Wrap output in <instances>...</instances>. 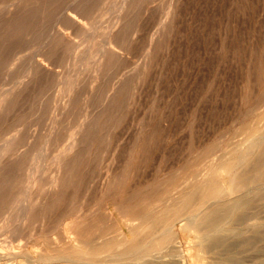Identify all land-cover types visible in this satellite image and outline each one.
Returning <instances> with one entry per match:
<instances>
[{"label": "rangeland", "instance_id": "374dc122", "mask_svg": "<svg viewBox=\"0 0 264 264\" xmlns=\"http://www.w3.org/2000/svg\"><path fill=\"white\" fill-rule=\"evenodd\" d=\"M7 1L8 2L10 1L11 4L13 3L12 0H0V7H1L0 22L9 19L12 16L11 13L8 14L6 11L7 9H9V7L12 8L14 5H11L10 2H9L10 4L9 5ZM66 1H69V2L67 3ZM66 1L59 0L60 8L58 7L53 12H50L49 16L45 17L46 19L44 18L45 22L43 21L41 24L28 28L27 29L29 30L28 32L26 30L25 32H21L17 35H9L13 29L12 27H14L11 25L3 26L0 29V42L1 40L4 41L0 43V62H1L0 63V102H2V100H4V97L7 96L5 94L6 91H9L10 93H12V95L9 92H8L9 94L7 93L8 100L6 99L7 103L5 102V104L3 105V108L6 111L4 109H1L0 111L2 113V114L0 113V131H1L0 132V154L1 155L3 154V156L0 157V168L3 169L5 167H10L9 170H12L14 174L18 173L17 175H21L23 174L24 172L23 170H25L26 167L36 165L39 170H41L40 166L42 167L40 174H42L43 177L45 176L44 178L42 176L40 177V174H38L39 171L38 172L36 171L35 173H36V176L38 175L37 178H39L38 180L40 181V183L39 181H37L34 183L30 182L28 184L29 189H30V190L28 189V194L30 198L34 202H36L35 203L36 206L34 207L35 209L32 208L29 211V213L26 215L24 220L20 219L21 217L19 216L20 215L19 209H16V208H18L19 199L24 195L25 190L19 188V186L16 185L15 187H13L11 193L9 194L10 198L8 196V200H7L8 202L6 204L7 208H4V211L0 213V221H1L0 222V242H1L0 253L2 254H7L8 251H10L8 253L10 254L12 253V251H15V248L16 250H20L27 246L30 249H34L32 246L33 244L31 243L32 241H34V238H37L39 233L40 234H42L43 232L46 234L50 233V235L56 236V235H59L60 232L70 231V229L73 226V222H75L74 219H77V221L79 219L80 221L82 220V217L85 218V214L87 216L88 215L90 216L91 214H93L92 211L97 212L98 208L103 204L105 199H106L105 202L110 201L108 199V194H111L113 191H115V189H117L118 195H120L119 198H121L122 200L125 198H128L129 195H132V193H134L135 198L139 200L141 195L149 191L148 189H152L153 187L157 186L160 182L168 178V176L172 175L173 172L180 171L182 167H184L183 165H186L187 162L190 159H192L190 155L195 154L194 156H196L207 145L211 143H215L213 141L218 140V138L222 139L221 140L222 142H227V140L236 141V140L243 139L245 135L246 136L250 135L249 132H247L245 129L242 128L243 129L242 130L238 127H243L247 119L256 120L254 116L255 113L258 114V113H261L262 110H264V105H262V107L260 105V104H264V103H261V101L264 100V0H178V1L177 0H167V2L166 0H146V1L142 0V2L141 0H136L134 2V6H132V8L129 9L128 14H127L128 10L126 11V9H121L120 8L121 5L119 6L122 0H119V1L117 0H111V1L110 0H95V3H93V6H95V8H93V6L91 8L93 12H91L90 16H88V19L85 18L83 19L84 21L82 20V22H84L82 23L83 24L82 26H84L85 29L87 28L86 30L84 29V27H81V26L78 29L77 25L73 26L74 24L70 23L69 21L65 22L64 18L61 17V13L63 12V10L67 8V6L69 7L72 5L71 4L72 0H66ZM113 1L115 2V7H114ZM145 2H148V3H145ZM159 3H161L162 6L159 7ZM165 3L167 4L165 5ZM4 4L7 5V8ZM170 5L172 6V8H170L171 7ZM157 6L159 7L158 9L159 12L157 10L158 8ZM36 8L38 10L41 9L39 6ZM142 8L144 9V13H143ZM172 9H174V13H172L173 12ZM94 10L97 13H95ZM118 10L121 12H119ZM35 12H38V11H35ZM113 13L114 14L116 13V14L113 16ZM154 13L156 15H154ZM35 14H36L35 16L36 20L37 19L40 20L41 19L40 15H37L38 13H35ZM119 14L120 16L126 15L127 18L133 19V20H130L132 22H130L128 19L129 23L128 24L126 23V25H122L120 22L115 24L114 20L117 19ZM158 14L159 16H161V18L159 17L160 20L158 19ZM163 14L164 15L166 14V16L163 17ZM17 15L19 17L23 16V14H20V13H18ZM134 15L138 17L136 16L134 17ZM107 16H109L110 18ZM54 19L57 22H55ZM57 19H61L62 21L60 22V20L58 21ZM102 19L104 20L102 21ZM136 20L138 24L135 22ZM154 21H156V25H154L155 24ZM170 22H172L173 24L172 27H170L171 25H169L171 24ZM49 24L51 25L48 27ZM92 25L93 26L95 25V28L92 27ZM132 25H135V27ZM42 26L45 28H43ZM110 26H113L114 28ZM156 26H158V28H156ZM166 26L170 29V31H167L169 29ZM72 27H75V28L72 29ZM136 27L139 28L138 29L139 31L137 30ZM58 28H60L63 32L65 31L64 32L65 34L68 33V36H70L71 34L73 36V38L72 36H70L72 39H75L76 37V39L73 40L74 42L77 41L81 43L79 45V43L76 42L71 46V48H67L64 42L58 41V44L56 45L54 49L55 52H53L52 54H49L50 55L49 56L48 54L45 53V50L43 51V49L42 50L40 49V44L42 41L44 42L46 39H47L46 41H49V39L54 36L56 32L55 30H57ZM51 29H53V31ZM95 29H97V31ZM49 30H51V34L53 32L52 34L53 36L47 34L50 32ZM42 31L44 32V34L41 33ZM90 31L91 33H94L93 34L94 37L93 35H91ZM34 32L36 34H39L40 36L39 35H37L38 37L35 36L36 34ZM3 33H6V34L9 33V34H7L8 36L5 35L4 37ZM106 33L108 34V36ZM97 34L99 35V37ZM149 34H151L150 35L151 37L149 36ZM18 35H19L18 37L19 39L17 40ZM45 35L47 37H45ZM6 36L8 38H6ZM102 36H103L104 42L102 40ZM104 36L105 37L107 36V41L105 40ZM100 37H101V40L99 39ZM11 38H13L14 40L11 41L12 40ZM20 38H21V41H20ZM88 38L90 41L88 40ZM158 39L160 40V42ZM97 40L99 44L97 43ZM94 41H95V44H94ZM101 41L103 43H101ZM2 43H4V45H2ZM37 45L39 47H37ZM93 45H97V46H93ZM99 45H102V47ZM24 46H25V49H23ZM59 46L62 48H60ZM125 47H128V48H125ZM84 48L85 49L88 48V51H86ZM112 48L113 50L116 51V56L114 55L112 57V55H109L107 53L105 54L101 53V49L107 50V49H112ZM38 49H40L39 52H38ZM2 50H4V52ZM66 50L69 52H67ZM56 51H58V53H56ZM85 51H86V55H84ZM128 51H130V53ZM134 51L136 54L134 53ZM36 52H38L39 54ZM121 52H124L123 53L124 56L123 54H121ZM137 52H140V54ZM35 53L37 54V56L35 55L36 57L34 56ZM57 55L60 57H58ZM71 55L75 58L73 59ZM55 56L57 58H55ZM78 56L79 58H77L78 60L77 61L76 57ZM82 56L84 58L86 57L87 59L86 58L83 59ZM31 57L34 60L40 62V67H39L38 72H36L35 74L30 73V76H28L29 73L26 72L28 70L26 68H28L27 66H29V64H25V63L32 62L33 60ZM70 58L72 59V61H70ZM151 58H153V60ZM13 59H15L16 61ZM51 59L54 63L51 61ZM79 60L83 63L86 62L87 64L86 63L83 64ZM140 60H143V61H140ZM138 61L139 63H136ZM75 64H77V66ZM81 64L83 65L81 66ZM30 65H32V63ZM46 65L48 66L46 67ZM50 65L52 66L50 67ZM67 65L69 68L67 67ZM78 65L82 69H77L79 68ZM106 65H109L110 67L109 66L106 67ZM24 66H26V68ZM42 66L44 69L42 68ZM21 67L23 68V70ZM55 68L57 69L56 71H55ZM71 68L73 69V71ZM121 68L122 69L125 68V69L121 70ZM67 70H68V74H67ZM70 72L71 73L74 72L76 75L74 73L71 74ZM22 73L24 76L22 75ZM37 73L38 74L41 73L42 75L40 74L38 75ZM136 73L137 75H135ZM98 76H101V77H98ZM20 78L22 79L20 80ZM66 78L70 79V81L69 80L68 81L71 82V84L69 82H66L67 81ZM74 78H76L78 81ZM88 78H89V81H88ZM16 80L18 82L19 81L21 82L18 83ZM61 80L65 81L66 84L65 82L63 83ZM71 80L72 81L75 80V82H72ZM60 81H61V84H60ZM30 82L33 84H29ZM56 82L57 83L59 82V84H57ZM111 82L113 85L111 84ZM23 83H25L24 84L25 86L28 83L26 86L28 88H25ZM65 85L67 86V88L65 87ZM20 88H24V89H20ZM37 88L38 89L40 88V89L38 90ZM53 89L55 91H53ZM70 89L71 90L74 89V91L72 90L73 92L72 91L70 92ZM111 89L113 90V92ZM33 91L35 92L36 95L34 94ZM106 94H107V97H106ZM113 95H115L116 103L115 102L110 103V100L113 98ZM106 98L107 100H105ZM55 99L57 100V102ZM70 99H71V102H70ZM254 104L256 105L255 107H254ZM23 105L26 107H24ZM38 105L39 106L41 105V108ZM257 105L258 107L259 106L260 107H259L258 112H255L258 109ZM116 106L118 108H116ZM119 108L121 110L123 109L124 111L122 110L121 112V110L120 111L117 110ZM254 108H257V109L255 110ZM66 110L69 112L66 113L67 112ZM252 111H254L255 113L254 115L252 114L251 115L252 117L250 118L249 114H251ZM84 114H85V118H84ZM96 114H99L101 116L99 117L100 119L97 120L98 121L97 126L94 128L93 134L91 133L92 135L91 136L89 135L87 137L88 139L86 138L83 140L84 142H82L83 144L87 142L89 143L93 142L94 148L92 147L89 150L83 149V150H80L82 152L76 153L77 155L76 157L79 156L78 159L79 161H81L82 165L84 166H82L80 163L72 169V170L77 169L78 171L76 170V172H78V175H75L76 177L74 176V178L70 180V182L66 185L67 187H64L62 189L63 192L61 195L58 196V199H55L52 202L49 201L50 203L56 204V207L54 206V208L53 207L49 208L48 212L45 211L44 217L45 216H48V217L46 218L43 217V220L41 221L40 214L42 215V209L40 208V204H42V201H43V197H41L42 196L41 193L43 194V192H47V191H50L51 189H55L52 187L50 183V179L51 177H53L54 175H57L58 173L57 167H58L59 161H57V159L61 158L62 160L65 156H67L68 151H66V149L64 150L63 148L66 145L70 144L71 135H74L77 138L80 137V133L82 130L81 127H84L85 126L84 124H86V122L90 119V117ZM246 114H248L249 116ZM28 116H29V119H28ZM55 117H57L58 119ZM21 120L23 123L25 122V124H28V125L26 126L25 124L20 122ZM262 120L260 119V121ZM66 121L67 123L65 124ZM260 121L258 120V125L264 128V124H262V122L264 121L262 122ZM16 122L18 123L16 124ZM82 122H84V124H82ZM118 122L121 123V124L119 123V126L117 125ZM21 125L23 127L20 130ZM42 127H43V130H42ZM50 128H51V131H50ZM153 128L154 130H152ZM251 132L252 131L250 130V133ZM1 133L3 136L1 135ZM135 135L137 138L135 137ZM233 135L235 137H233ZM93 136H95L96 139ZM62 137L64 138L63 140H62ZM17 138L19 140H16ZM6 140H9V142ZM103 141L105 144L103 143ZM219 141L220 140H218V142ZM4 145L5 146L7 145L9 150L6 148L7 146L5 147ZM44 146H45V149H44ZM39 151L44 152V154L45 153L46 154L42 155V153L41 152L39 153ZM34 152L39 153L37 154L38 156L34 154ZM55 152L57 153V155ZM132 153L134 156L132 155ZM88 154L89 156L92 155L90 156L92 158H90ZM35 155L38 158H35ZM41 155L44 157H42ZM193 155L192 157H194ZM69 156L72 158L75 155L71 154ZM45 158L50 159L49 162ZM94 158H97V159H94ZM1 159L3 160L1 161ZM91 160L93 163L94 162L96 163L93 164ZM128 161L129 163H127ZM83 162H86V164L89 163L90 166L88 164L87 165L84 164ZM44 163L45 165H43ZM97 164H99V166ZM44 166H46V168ZM85 170H87V172ZM90 172H92V174ZM128 173H130L129 174L130 177ZM113 177L117 182L116 187H115V184H113L114 185L113 187L112 185H110L111 181L113 180ZM125 178H127V180ZM76 179H78L79 181ZM106 181L107 183L108 182L109 183L107 184ZM38 183L39 185L36 186V184ZM86 184H88L87 187H86ZM122 185H126V186L124 187ZM139 186H141L140 188L142 189H140ZM80 187H82L83 189ZM126 187L130 188L131 193H130V190L127 189ZM136 187L137 189H135ZM103 188L104 189L106 188V190H104ZM122 188H123V191H122ZM138 189L141 190L140 192L141 194L139 193ZM2 191H6V188L2 189ZM81 191L82 193H80ZM120 191L122 193H120ZM68 193L70 194L68 195ZM127 194L129 195L127 196ZM93 195H95L94 198H92ZM106 195H107V198H106ZM77 196L81 197V200ZM87 196L90 198V201L87 200L88 198ZM62 199H64L65 201ZM136 199L133 198L130 201L134 203ZM91 201L94 204H92ZM66 202L70 203L71 206L70 204ZM262 203H264V201H262ZM12 204H13V207H12ZM64 204L66 207L64 206ZM63 206L65 207V210H63ZM74 206L76 207V209ZM8 209L10 211H8ZM51 210L53 211V213H51L52 212ZM61 210L64 211L63 212L64 215L62 214L63 218L59 217L61 216L60 214ZM84 210H86L87 212ZM258 210L259 211L257 212V218L252 217L248 219V221H246L247 225L248 223H251L252 220H255V219L259 220L258 216H260L259 218L261 219L259 221L264 222V205L260 206V209ZM48 213L49 215H47ZM67 213H72V214L67 215ZM10 214L12 215V217ZM58 214L60 215L57 216ZM59 218L63 219L62 221L63 223H61L62 225H60V227L56 228V225L54 226V224H56ZM71 219L73 220V222ZM19 220H20V223L18 222ZM17 222L18 224H16ZM47 223L49 224V226ZM34 225L35 226L39 225L38 226L39 229L38 227H35ZM43 227L45 230L43 229ZM2 229H3V232H2ZM19 229H21L22 231ZM33 229H36V231L35 230L33 231ZM18 230L21 232L19 233ZM188 232L189 231L187 230L181 231V235L178 239L179 245L182 246L181 247L183 251L182 254H185V259H187L185 260V264H205V263L206 264H225L223 261H221L219 257H218V262L215 261L213 257V251L206 247L205 242L201 243L202 244V250H201V247L198 244V240L196 239L198 238V234H199L198 230L197 231L191 230L190 233ZM246 234L251 235L252 232L248 230ZM28 236L31 237L33 240L29 238ZM14 238L16 239V241H14L15 240ZM10 240H12L14 244H10L11 242ZM19 240H20V243L18 242ZM188 241L189 242L191 241L190 243L192 244H190ZM25 243L27 244L26 246H24ZM29 243L31 244V246ZM257 243H260V244H257ZM22 244L24 247H22ZM19 245L21 246L20 248H19ZM258 245L264 246V240L256 241L254 249H251L243 253L244 260L247 258L243 264H251L249 262L251 260L250 255H256L257 253L256 248L259 247ZM183 246L186 248H184ZM261 252L264 253V248L261 249ZM248 256H250L249 257L250 259L248 258ZM11 260L13 259H9L4 262L3 260H0L1 261L0 264L2 263L3 264H9V263L14 264L15 260H13V262ZM15 264H17L16 261H15ZM32 264H38V262L35 261L34 263L32 262Z\"/></svg>", "mask_w": 264, "mask_h": 264}, {"label": "bare ground", "instance_id": "6f19581e", "mask_svg": "<svg viewBox=\"0 0 264 264\" xmlns=\"http://www.w3.org/2000/svg\"><path fill=\"white\" fill-rule=\"evenodd\" d=\"M13 3L10 4L14 5L12 8L9 7L7 9V13H11V17L5 21L0 22V29L3 26L6 25H11L14 26L12 27L11 33H7L9 35H17L21 32H25L28 28H31L32 26L41 24L46 18L48 17L50 12H53L56 8L59 7V0H12ZM66 1V0H65ZM111 1V0H110ZM119 1V0H117ZM136 0H122L121 3L119 4L121 9H126L127 14L129 13V9L134 6V2ZM144 1V0H143ZM146 1V0H145ZM178 1V0H177ZM8 2V1H7ZM8 2V4H9ZM67 3L69 1H66ZM65 2V3H66ZM106 2V1H104ZM114 2V1H113ZM140 2V1H139ZM138 2V3H139ZM142 2V0H141ZM157 2V1H156ZM167 2V0H166ZM63 3V2H62ZM93 3H95V0H72L71 6H67V8H63V12L61 13V17L64 18L65 22L69 21L70 23L74 24L73 26L77 25L78 29L79 27H84L82 26L84 22H82L83 19L87 18L90 16L91 10ZM137 3V4H138ZM148 3V2H145ZM7 4V3H6ZM9 4V5H10ZM136 4V5H137ZM167 3H165L166 5ZM5 5V4H4ZM3 5V6H4ZM139 5V4H138ZM141 5V4H140ZM169 5V4H168ZM7 8V5H5ZM40 7L41 9L38 10L36 7ZM98 6V5H97ZM118 6V5H117ZM151 6V5H150ZM162 6L161 3H159V7ZM171 6V5H170ZM114 7H115V2H114ZM139 7V6H138ZM141 7V6H140ZM144 7V6H142ZM158 7V6H157ZM157 8V10L159 9ZM168 7V6H167ZM3 8V7H2ZM60 8V7H59ZM95 8V6H93ZM101 8V7H100ZM137 8V6H136ZM135 8V9H136ZM172 8V6L170 7ZM37 9V10H36ZM109 9V8H108ZM117 9V8H116ZM120 9V10H121ZM143 9V8H142ZM149 9V8H148ZM154 9V8H153ZM161 9V8H160ZM52 10V11H51ZM60 10V9H59ZM112 10V9H110ZM134 10V9H132ZM169 10V9H168ZM176 10V9H175ZM3 11V9H2ZM38 11V12H35ZM100 11V9H99ZM119 11V10H118ZM136 11V10H135ZM172 13H174V9H172ZM0 12H1V7H0ZM95 12V10H94ZM112 12V11H111ZM121 12V11H119ZM118 12V13H119ZM159 12V10H158ZM167 12V10H166ZM180 12V11H179ZM23 14V16L19 17L17 14ZM40 15L41 19L36 20L35 16L36 14ZM97 13V12H95ZM117 13V14H118ZM126 13V12H125ZM132 13V12H131ZM138 13V12H137ZM136 13V14H137ZM144 13V9H143ZM104 14V13H103ZM107 14V13H106ZM116 14V13H115ZM113 13V16L115 15ZM133 14V13H132ZM56 15V14H55ZM110 15V14H109ZM124 15V14H123ZM140 15V14H138ZM149 15V14H148ZM152 15V14H150ZM154 15H156L154 13ZM4 16V15H3ZM92 16V15H91ZM102 16V15H101ZM105 16V15H104ZM112 16V15H111ZM136 15H134L135 17ZM166 16V14H163V17ZM174 16V15H172ZM8 17V16H7ZM57 17V16H56ZM109 17V16H107ZM138 17V16H136ZM153 17V16H151ZM159 16L158 14V19ZM2 18V17H1ZM4 18V17H3ZM45 18V19H44ZM55 18V17H54ZM90 18V17H89ZM95 18V17H94ZM110 18V17H109ZM133 18V17H132ZM150 18V17H149ZM174 18V17H173ZM51 19V18H50ZM62 19V18H61ZM61 19H57L60 22L62 21ZM97 19V18H96ZM101 19V18H100ZM107 19V18H106ZM116 19V17H115ZM130 18H127L126 15L124 16H119L117 17L115 21V24L121 23L122 25L128 24ZM136 19V18H135ZM134 19V20H135ZM145 19V18H144ZM164 19V18H163ZM172 19V18H171ZM53 20V19H52ZM94 20V19H93ZM98 20V19H97ZM104 19H102L103 21ZM109 20V19H108ZM154 20V19H153ZM152 20V21H153ZM160 20V19H159ZM55 21V19H54ZM84 21V20H83ZM112 21V20H111ZM151 21V22H152ZM162 21V20H161ZM45 22V21H44ZM57 22V21H55ZM54 22V24H55ZM64 22V23H65ZM132 22V21H130ZM137 23V20L135 21ZM134 22V23H135ZM139 22V21H138ZM156 25V21H154ZM163 22V21H162ZM51 23V22H49ZM108 23V22H107ZM133 23V24H134ZM135 23V24H136ZM160 23V21H159ZM172 27V22H170ZM45 24V23H44ZM53 24V23H52ZM57 24V23H56ZM60 24V23H59ZM67 24V23H66ZM93 24V23H92ZM138 24V23H137ZM51 24L48 25V27ZM61 25V24H60ZM91 25V24H90ZM104 25V24H103ZM140 25V24H139ZM150 25V24H149ZM55 26V25H53ZM71 26V25H69ZM135 27V25H132ZM159 26V25H158ZM156 26V28H158ZM43 27V26H42ZM57 27V26H56ZM64 27V26H63ZM62 27V28H63ZM66 27V26H65ZM76 27V28H77ZM88 27V25H87ZM92 27L95 28V25ZM114 28L113 26H110ZM167 27V26H166ZM45 28V27H43ZM52 28V27H50ZM69 28V27H67ZM66 28V29H67ZM75 27H72V29ZM125 28V27H123ZM128 28V27H126ZM131 28V27H130ZM133 28V27H132ZM137 30L139 29L136 27ZM152 28V27H151ZM160 28V27H159ZM168 28V27H167ZM6 29V28H5ZM49 29V28H48ZM64 29V28H63ZM83 29V28H82ZM85 29V27H84ZM87 29V28H86ZM85 29V30H86ZM93 29V28H91ZM118 29V28H117ZM169 29V28H168ZM40 30V29H39ZM47 30V29H45ZM53 31V29H51ZM50 32L47 33L49 35L51 34ZM97 31V29H95ZM105 30V29H103ZM132 30V29H131ZM136 30V29H135ZM154 30V29H153ZM10 31V30H9ZM29 30H27L28 32ZM55 34L52 38L49 39V41H40V49L43 51L45 50L46 54H52L58 44V41H62L66 44L67 48H71V46L76 43L70 36H68V33L65 34L60 28L55 30ZM79 31V30H78ZM92 31V30H91ZM90 31V33H91ZM139 31V30H138ZM167 31H170L167 30ZM40 32V31H39ZM47 32V31H46ZM67 32V31H66ZM83 32V31H82ZM89 32V31H88ZM93 32V31H92ZM111 32V30H110ZM130 32V31H129ZM35 33V32H34ZM38 33V32H37ZM41 33L44 34L42 31ZM72 33V32H71ZM97 33V32H96ZM100 33V32H98ZM151 33V31H150ZM6 33H3L4 37L7 35ZM23 34V33H22ZM36 34V33H35ZM94 33H91L93 35ZM104 34V33H103ZM107 34V33H106ZM110 34V33H109ZM138 34V33H137ZM167 34V33H166ZM39 34H36L37 36ZM98 35V34H97ZM151 34H149L150 36ZM153 35V33H152ZM159 35V34H158ZM164 35V33H163ZM162 35V36H163ZM8 36V35H7ZM6 36V38H8ZM24 36V35H22ZM40 36V35H39ZM108 36V34H107ZM107 36L105 37V40L107 41ZM119 36V35H118ZM137 36V35H136ZM148 36V37H149ZM19 35L17 36V40ZM38 37V36H37ZM42 37V36H41ZM45 37H47L45 35ZM87 37V36H85ZM94 37V35H93ZM99 37V35H98ZM151 37V36H150ZM155 37V36H153ZM164 37V36H163ZM3 38V36H2ZM1 38V39H2ZM22 38V37H21ZM20 38V41H21ZM34 38V37H33ZM44 38V37H43ZM84 38V37H83ZM117 38V37H116ZM123 38V37H122ZM125 38V37H124ZM165 38V37H164ZM13 41L14 39L11 38ZM39 39V38H38ZM41 39V38H40ZM101 40V37L99 38ZM131 39V38H130ZM139 39V38H138ZM10 40V39H9ZM79 40V39H78ZM86 40V39H84ZM89 40V38H88ZM93 40V39H92ZM99 40V41H100ZM102 40L104 42L103 36ZM110 40V39H109ZM117 40V39H116ZM159 40V39H158ZM163 40V39H162ZM3 40H1L2 42ZM8 41V39H7ZM16 41V40H15ZM19 41V42H20ZM34 41V40H33ZM90 41V40H89ZM118 41V40H117ZM149 41V40H148ZM0 42V43H1ZM4 42V41H3ZM17 42V41H16ZM31 42V41H30ZM39 42V43H40ZM61 42V43H62ZM101 41V43H103ZM116 42V41H114ZM150 42V41H149ZM160 42V40H159ZM168 42V41H167ZM21 43V42H20ZM38 43V42H37ZM63 43V44H64ZM79 43V42H77ZM81 43V42H80ZM79 43V45H80ZM86 43V42H85ZM98 43V40H97ZM106 43V42H105ZM113 43V42H112ZM129 43V42H128ZM132 43V42H131ZM148 43V42H147ZM158 43V42H157ZM164 43V42H163ZM15 44V43H14ZM95 44V41H94ZM99 44V43H98ZM108 44V42H107ZM114 44V43H113ZM126 44V43H125ZM134 44V43H133ZM136 44V43H135ZM4 45V43H2ZM7 45V44H6ZM5 45V46H6ZM20 45V44H19ZM23 45V44H22ZM39 45V44H38ZM37 45V47H39ZM104 45V44H103ZM138 45V44H137ZM163 45V44H162ZM77 46V45H76ZM97 46V45H93ZM102 47V45H99ZM121 46V45H120ZM123 46V44H122ZM121 46V47H122ZM148 46V45H147ZM9 47V46H8ZM19 47V46H18ZM60 47V46H59ZM110 47V45H109ZM129 47V45H128ZM125 47V48H128ZM158 47V46H157ZM161 47V46H160ZM11 48V47H10ZM14 48V47H13ZM62 48V47H60ZM75 48V47H74ZM100 48V47H99ZM97 48V49H99ZM107 48V47H106ZM131 48V46H130ZM142 48V47H141ZM147 48V47H146ZM165 48V47H164ZM25 49V46L24 48ZM37 49V48H36ZM38 49V52L39 50ZM57 49V48H56ZM65 49V47H64ZM85 49V48H84ZM92 49V48H91ZM124 49V48H123ZM145 49V48H144ZM143 49V50H144ZM15 50V49H14ZM88 51V48L85 49ZM122 50V49H121ZM129 50V49H127ZM161 50V49H160ZM4 52V50H2ZM64 51V50H63ZM67 51V50H66ZM86 51L84 55H86ZM90 51V50H89ZM131 51V50H130ZM130 51H128L130 53ZM138 51V49H137ZM7 52V51H6ZM36 52V53H38ZM41 52V51H40ZM69 52V51H67ZM98 52V51H97ZM126 52V51H125ZM150 52V51H149ZM148 52V54H149ZM155 52V51H154ZM12 53V52H11ZM16 53V52H15ZM24 53V52H23ZM34 54V56L37 54ZM58 53V51H56ZM74 53V52H73ZM89 53V52H88ZM87 53V54H88ZM102 54H109L112 55V57L115 55L116 56V51L112 49H101ZM124 52H121L123 54ZM135 53V51H134ZM140 54V52H137ZM8 54V53H7ZM6 54V55H7ZM14 54V52H13ZM39 54V53H38ZM63 54V53H62ZM72 54V53H71ZM81 54V53H80ZM120 54V55H121ZM128 54V53H127ZM136 54V53H135ZM4 55V54H3ZM100 55V54H99ZM145 55V54H144ZM35 56V57H36ZM50 56V55H49ZM54 56V55H53ZM58 56V55H57ZM72 56V55H71ZM80 56V55H79ZM76 57V60L77 58ZM91 56V55H90ZM98 56V55H97ZM124 56V54H123ZM143 56V55H142ZM141 56V58H142ZM8 57V56H7ZM33 57V56H32ZM31 57V58H32ZM43 57V56H41ZM60 57V56H58ZM81 57V56H80ZM88 57V56H87ZM96 57V56H95ZM102 57V56H101ZM119 57V56H118ZM155 57V56H154ZM6 58V57H5ZM20 58V57H19ZM55 58H57L55 56ZM62 58V57H61ZM74 59L75 57L72 56ZM83 59H85L82 56ZM89 58V57H88ZM98 58V57H97ZM120 58V57H119ZM130 58V57H128ZM134 58V57H133ZM29 59V58H28ZM36 59V58H35ZM43 59V58H42ZM47 59V58H46ZM64 59V58H63ZM87 59V58H86ZM90 59V58H89ZM92 59V57H91ZM101 59V58H100ZM110 59V58H109ZM153 60V58H151ZM15 60V59H13ZM31 60V59H30ZM32 62H27L25 64H29L26 68L28 69L26 72H28V76H30V73L35 74L36 72L39 71L40 67V62L34 60L32 58ZM55 60V59H54ZM66 60V59H65ZM81 60V59H80ZM79 60V61H80ZM150 60V59H149ZM5 61V60H4ZM8 61V60H7ZM10 61V60H9ZM16 61V60H15ZM52 61V59H51ZM68 61V60H67ZM70 61L72 59L70 58ZM78 61V60H77ZM93 61V60H92ZM110 61V60H109ZM113 61V60H112ZM120 61V60H118ZM131 61V60H130ZM133 61V60H132ZM136 61V60H135ZM143 61V60H140ZM23 62V61H22ZM45 62V61H44ZM42 62V63H44ZM53 62V61H52ZM76 62V61H75ZM81 62V61H80ZM79 62V63H80ZM102 62V61H101ZM106 62V61H105ZM1 63V62H0ZM14 63V62H12ZM24 63V62H23ZM32 63V65H30ZM54 63V62H53ZM57 63V62H56ZM83 63V62H81ZM86 63V62H84ZM83 63V64H84ZM93 63V62H92ZM112 63V62H111ZM114 63V62H113ZM118 63V62H117ZM121 63V62H120ZM136 63H139L136 62ZM143 63V62H142ZM156 63V62H155ZM10 64V63H9ZM51 64V63H50ZM69 64V63H68ZM71 64V63H70ZM74 64V62H73ZM81 64V66L83 65ZM87 64V63H86ZM108 64V63H107ZM135 64V63H134ZM3 65V64H2ZM24 65V64H23ZM22 65V66H23ZM77 66V64H75ZM74 65V66H75ZM91 65V63H90ZM99 65V64H98ZM102 65V64H101ZM113 65V64H112ZM116 65V63H115ZM114 65V66H115ZM125 65V64H123ZM133 65V64H131ZM150 65V64H148ZM48 65H46L47 67ZM52 65H50L51 67ZM73 66V68H74ZM79 66V65H78ZM109 65H106L108 67ZM54 67V66H53ZM66 67V66H65ZM68 67V65H67ZM87 67V65H86ZM85 67V68H86ZM110 67V66H109ZM119 67V66H118ZM137 67V66H136ZM140 67V66H139ZM149 67V66H148ZM147 67V68H148ZM9 68V67H8ZM22 68V67H21ZM43 68V66H42ZM69 68V67H68ZM67 68V69H68ZM95 68V66H94ZM127 68V67H126ZM142 68V66H141ZM146 68V69H147ZM151 68V67H150ZM44 69V68H43ZM50 69V68H49ZM52 69V68H51ZM72 69V68H71ZM70 69V70H71ZM77 69H82L80 66ZM84 69V68H83ZM125 69V68H123ZM121 68V70H123ZM10 70V69H9ZM17 70V69H16ZM23 70V68H22ZM48 70V69H47ZM54 70V69H53ZM57 69L55 68V71ZM89 70V69H88ZM87 70V71H88ZM100 70V69H98ZM105 70V69H104ZM111 70V69H110ZM5 71V69H4ZM3 71V73H4ZM11 71V70H10ZM54 71V72H55ZM73 71V69H72ZM77 71V70H76ZM126 71V70H125ZM43 72V71H42ZM41 72V73H42ZM78 72V71H77ZM103 72V71H102ZM139 72V70H138ZM137 72V73H138ZM145 72V71H144ZM151 72V71H150ZM39 73L40 75H42ZM49 73V72H47ZM57 73V72H56ZM71 73V72H70ZM74 73V72H72ZM71 73V74H72ZM104 73V72H103ZM110 73V72H109ZM128 73V72H127ZM137 73L135 75H137ZM142 73V72H141ZM149 73V72H148ZM38 74V73H37ZM38 74V75H39ZM68 74V70H67ZM75 74V73H74ZM78 74V73H77ZM83 74V73H82ZM115 74V73H114ZM121 74V73H120ZM124 74V72H123ZM131 74V73H130ZM23 75V73H22ZM21 75V76H22ZM76 75V74H75ZM99 75V74H98ZM108 75V74H107ZM122 75V74H121ZM16 76V75H15ZM19 76V77H21ZM24 76V75H23ZM33 76V75H31ZM54 76V75H53ZM89 76V75H88ZM118 76V75H117ZM120 76V75H119ZM129 76V75H128ZM13 77V76H12ZM37 77V76H36ZM41 77V76H40ZM65 77V75H64ZM87 77V76H86ZM101 77V76H98ZM134 77V76H132ZM136 77V76H135ZM253 77V76H252ZM30 78V77H29ZM28 78V79H29ZM32 78V77H31ZM38 78V77H37ZM52 78V77H51ZM60 78V77H59ZM58 78V79H59ZM63 78V77H62ZM108 78V77H107ZM119 78V77H118ZM130 78V77H128ZM254 78V77H253ZM6 79V78H5ZM22 78H20L21 80ZM36 79V78H35ZM67 81L69 82L70 79L66 78ZM64 79V80H66ZM72 79V78H71ZM76 79V78H74ZM143 79V78H142ZM18 80V79H17ZM16 80V81H17ZM24 80V78H23ZM69 80V81H68ZM77 80V79H76ZM105 80V78H104ZM103 80V81H104ZM111 80V79H110ZM117 80V79H116ZM134 80V79H133ZM136 80V79H135ZM139 80V79H138ZM253 80V79H252ZM26 81V80H25ZM58 81V80H57ZM62 81V80H61ZM60 81V84H61ZM72 81V80H71ZM78 81V80H77ZM81 81V80H80ZM89 81V78H88ZM95 81V79H94ZM115 81V80H114ZM124 81V80H123ZM137 81V80H136ZM140 81V80H139ZM142 81V80H141ZM18 82V81H17ZM21 82V81H19ZM18 82V83H19ZM37 82V80H36ZM63 83L65 81H62ZM65 82V84H66ZM72 82H75L73 80ZM93 82V81H92ZM110 82V81H109ZM116 82V81H115ZM57 83V82H56ZM71 84V82H69ZM102 83V82H101ZM107 83V82H106ZM124 83V82H122ZM25 83H23L24 85ZM28 84V83H27ZM26 84V86H27ZM33 84V83H29ZM40 84V83H39ZM59 84V82L57 83ZM109 84V83H108ZM112 84V82H111ZM18 85V84H17ZM41 85V84H40ZM69 85V84H68ZM104 85V84H103ZM113 85V84H112ZM116 85V84H115ZM125 85V84H124ZM14 86V85H12ZM19 86V85H18ZM25 86V85H24ZM23 86V87H24ZM25 88H28L26 87ZM30 86V85H29ZM32 86V85H31ZM35 86V85H34ZM38 86V85H37ZM76 86V84H75ZM78 86V85H77ZM85 86V85H84ZM102 86V85H101ZM106 86V85H105ZM9 87V86H8ZM22 87V86H21ZM67 88V86L65 85ZM74 87V86H73ZM111 87V86H110ZM109 87V89H110ZM140 87V86H139ZM36 88V87H35ZM81 88V87H80ZM102 88V87H101ZM104 88V87H103ZM112 88V87H111ZM121 88V86H120ZM134 88V87H133ZM24 89V88H20ZM38 89V88H37ZM40 89V88H39ZM38 89V90H39ZM47 89V88H46ZM65 89V88H64ZM99 89V88H98ZM97 89V90H98ZM115 89V88H114ZM3 90V89H2ZM1 90V91H2ZM14 90V89H13ZM28 90V89H27ZM63 90V89H62ZM61 90V91H62ZM67 90V89H66ZM74 91V89H72ZM70 89V92L72 91ZM96 90V91H97ZM112 90V89H111ZM127 90V89H125ZM135 90V89H133ZM22 91V90H21ZM36 91V90H35ZM53 91H55L53 89ZM72 91V92H73ZM116 91V90H115ZM121 91V90H120ZM119 91V92H120ZM9 91H6V95L8 96ZM25 92V91H24ZM23 92V93H24ZM34 92V91H33ZM41 92V91H40ZM81 92V91H80ZM113 92V90H112ZM3 93V92H2ZM8 93V94H7ZM15 93V92H14ZM31 93V92H29ZM54 93V92H53ZM103 93V92H102ZM106 93V92H105ZM115 93V92H114ZM129 93V92H128ZM136 93V91H135ZM12 95V93H10ZM35 94V92H34ZM40 94V93H39ZM84 94V93H83ZM99 94V93H98ZM111 94V92H110ZM119 94V93H118ZM2 95V94H1ZM24 95V94H23ZM36 95V94H35ZM63 95V94H62ZM82 95V94H81ZM97 95V94H96ZM102 95V94H101ZM134 95V93H133ZM132 95V97H133ZM3 96V95H2ZM5 96V95H4ZM7 96L4 97V100L0 102V111L3 108V105L6 102ZM20 96V95H19ZM28 96V95H27ZM26 96V97H27ZM33 96V95H31ZM127 96V95H126ZM21 97V96H20ZM25 97V96H24ZM40 97V96H39ZM63 97V96H62ZM70 97V96H69ZM107 97V94H106ZM112 97V95H111ZM2 98V97H1ZM16 98V97H15ZM23 98V97H22ZM21 98V99H22ZM29 98V97H28ZM34 98V97H32ZM36 98V97H35ZM38 98V96H37ZM60 98V97H59ZM53 99V98H52ZM85 99V98H83ZM131 99V98H130ZM8 100V99H7ZM11 100V99H9ZM13 100V99H12ZM56 100V99H55ZM66 100V99H65ZM92 100V99H91ZM107 100V98L105 99ZM124 100V99H123ZM242 100V99H241ZM33 101V100H32ZM38 101V100H37ZM36 101V102H37ZM43 101V100H42ZM57 102V100H56ZM61 102V101H60ZM71 102V99H70ZM74 102V101H73ZM98 102V101H97ZM115 102V95H113V98L110 100V103ZM7 103V102H6ZM11 103V102H10ZM38 103V102H37ZM43 103V102H42ZM104 103V102H102ZM120 103V102H119ZM118 103V104H119ZM259 103V102H257ZM261 103H264V100L261 101ZM19 104V103H18ZM32 104V103H31ZM256 104V103H255ZM254 104V107L256 106ZM45 105V104H44ZM58 105V103H57ZM61 105V104H60ZM261 107L264 104H260ZM16 106V105H15ZM18 106V105H17ZM24 106V105H23ZM22 106V107H23ZM39 106V105H38ZM52 106V105H51ZM66 106V105H65ZM71 106V105H70ZM73 106V105H72ZM120 106V105H119ZM123 106V105H122ZM26 107V106H24ZM41 108V105L39 106ZM61 107V106H60ZM68 107V105H67ZM131 107V106H130ZM252 107V106H251ZM258 107V105H257ZM260 107V106H259ZM257 108H254L255 110L257 109L258 112L259 110ZM66 108V107H65ZM71 108V107H70ZM116 108H118L116 106ZM9 109V108H8ZM21 109V107H20ZM19 109V110H20ZM28 109V108H27ZM36 109V108H35ZM39 109V108H38ZM56 109V108H54ZM77 109V107H76ZM5 110V109H4ZM10 110V109H9ZM60 110V109H59ZM117 110H121L120 108ZM123 110V109H122ZM121 110V112H122ZM6 111V110H5ZM8 111V110H7ZM18 111V110H17ZM22 111V110H21ZM46 111V110H45ZM67 111V110H66ZM85 111V110H84ZM96 111V110H95ZM103 111V110H102ZM124 111V110H123ZM251 111V110H250ZM254 111L251 112V114H246L250 118L252 117L251 115H254ZM16 112V111H15ZM24 112V111H23ZM28 112V111H27ZM41 112V111H40ZM59 112V111H58ZM63 112V111H62ZM67 111L66 113H68ZM86 112V111H85ZM260 112V111H259ZM1 113V112H0ZM4 113V112H3ZM42 113V112H41ZM2 114V113H1ZM13 114V113H12ZM21 114V113H20ZM19 114V115H20ZM30 114V113H29ZM9 115V114H8ZM68 115V114H67ZM88 115V114H87ZM105 115V114H103ZM123 115V114H122ZM2 116V115H1ZM27 116V115H26ZM63 116V115H62ZM60 116V117H62ZM78 116V115H77ZM101 115L96 114L90 117V119L84 124V127H81V133L80 137H75L74 135H71V142L70 144L66 145L63 149L68 151L67 156H65L62 160L61 158H58L57 161H59L58 164V173L57 175H54L50 179V183L53 188L50 191L43 192L41 193V197H43L42 204H40V208L42 209V215L40 214L41 221L43 220L44 213L45 211L48 212V209L54 206L56 207V204L50 203L49 201H53L55 199H58V196L62 194L63 188L67 187L66 185L70 182L72 178H74L75 175H78V172L76 170H72L74 167H76L78 164L81 163L79 161V156L76 157V153L82 152L80 150H89L90 148L93 147V142L89 143H82L84 142L83 140L86 139L89 135L91 136L93 134L94 128L97 126V120H99ZM255 118L256 120L252 119H247L246 122L244 123L243 127H238L240 129H245L247 132H249L250 135L246 136L244 133V138L236 141H228L227 142H222V139L218 142V140H215L209 145H207L199 154L196 156H191L192 159H187L189 160L186 165H183L182 169L180 171L173 172L172 175L168 176L164 181L160 182L157 186L153 187L152 189H148L149 191L143 195H141L140 199L137 200L135 198V194L132 193V195H129L128 198L121 199L119 198L120 195H118L117 189L113 191L111 194H108V199L110 201L104 200L103 204L98 208L97 212L92 211L93 214L90 216L85 214V218L82 217V220L77 221V219H74L75 222H73V226L70 229V231L66 232H60L59 235H50L46 233H42L37 236V238H34V241H32L31 244H33L34 249H30L28 246H26L27 242L22 244L23 249L16 250L15 246V251H12V253L8 254L10 251H8L7 254H2L0 253V260L6 261L9 259H13L16 261L17 264H32L35 261L38 262V264H185V254H182V249L179 245V237L181 235V231H189L188 233L191 232V230L194 231H199L198 233V244L201 247L202 250V242H205L206 247L210 250L213 251V257L215 261L218 262V257L223 261L225 264H243L245 262V259L243 258V253L247 252L251 249H254L255 247V242L256 241H261L264 240V222H261V220L258 216L259 220H252L251 223H246L248 219L252 217L257 218V212L260 209V206L264 205L262 201H264V128L258 125V120L264 119V110H262L261 113L256 114L255 113ZM5 117V116H4ZM3 117V118H4ZM23 117V116H22ZM31 117V115H30ZM58 117V115H57ZM55 117V118H57ZM67 117V116H66ZM75 117V116H74ZM82 117V116H81ZM88 117V116H87ZM111 117V116H110ZM109 117V118H110ZM71 118V117H70ZM73 118V117H72ZM76 118V117H75ZM85 118V114H84ZM102 118V117H101ZM245 118V117H244ZM29 119V116H28ZM58 119V118H57ZM74 119V118H73ZM77 119V118H76ZM7 120V119H6ZM46 120V119H45ZM109 120V119H108ZM114 120V119H113ZM119 120V119H118ZM27 121V120H26ZM36 121V120H35ZM53 121V120H52ZM58 121V120H57ZM75 121V120H74ZM73 121V122H74ZM245 121V120H244ZM264 121V120H262ZM260 121V122H262ZM5 122V121H4ZM22 122V120L20 121ZM30 122V121H28ZM104 122V121H103ZM106 122V121H105ZM111 122V121H110ZM115 122V121H114ZM121 122V121H120ZM118 122V126L119 123ZM259 122V124H260ZM18 122H16L17 124ZM23 123V122H22ZM27 123V122H26ZM67 121L65 122V124ZM12 124V123H11ZM15 124V125H16ZM25 124V122L23 123ZM71 124V123H70ZM81 124V125H82ZM108 124V123H107ZM110 124V123H109ZM121 124V123H120ZM264 124V122H262ZM3 125V124H1ZM26 126L28 124H25ZM152 125V124H151ZM242 125V124H240ZM34 126V125H33ZM48 126V125H47ZM61 126V125H60ZM83 126V125H82ZM102 126V125H101ZM104 126V125H103ZM10 127V125H9ZM22 125L20 127V130L22 129ZM25 127V126H24ZM52 127V126H51ZM55 127V126H54ZM65 127V126H64ZM69 127V126H68ZM78 128V127H77ZM151 128V127H150ZM159 128V127H157ZM237 128V130H238ZM24 129V128H23ZM26 129V128H25ZM70 129V128H69ZM118 129V128H117ZM148 129V128H147ZM239 129V130H240ZM242 129V130H243ZM249 129V131H248ZM43 130V127H42ZM60 130V129H59ZM65 130V129H64ZM112 130V129H111ZM154 130V128L152 129ZM236 130V129H235ZM250 130L252 131L250 133ZM47 131V130H46ZM51 131V128H50ZM58 131V129H57ZM62 131V130H61ZM98 131V130H96ZM114 131V130H113ZM116 131V130H115ZM150 131V129H149ZM241 131V130H240ZM1 132V131H0ZM4 132V131H3ZM2 132V133H3ZM65 132V131H64ZM67 132V130H66ZM235 132V131H234ZM1 133V135H2ZM6 133V132H5ZM92 133V134H91ZM103 133V132H102ZM107 133V132H106ZM33 134V133H32ZM51 134V132H50ZM49 134V135H50ZM97 134V133H95ZM155 134V133H154ZM159 134V133H158ZM232 134V133H231ZM230 134V135H231ZM247 134V133H246ZM5 135V134H4ZM14 135V134H13ZM30 135V134H29ZM64 135V134H63ZM156 135V134H155ZM238 135V134H237ZM3 136V135H2ZM157 136V135H156ZM240 136V135H239ZM35 137V136H34ZM95 138V136H93ZM136 137V135H135ZM152 137V136H151ZM233 137H235L233 135ZM5 138V137H4ZM14 138V137H13ZM20 138V136H19ZM27 138V137H26ZM36 138V137H35ZM66 138V137H65ZM91 138V137H90ZM137 138V137H136ZM224 138V137H223ZM239 138V137H238ZM237 138V139H238ZM8 139V137H7ZM23 139V138H22ZM40 139V138H39ZM64 138L62 137V140ZM88 139V138H87ZM96 139V138H95ZM113 139V138H112ZM16 140H19L18 138ZM101 140V139H100ZM99 140V141H100ZM154 140V139H153ZM9 142V140H6ZM26 141V140H25ZM42 141V140H41ZM46 141V140H45ZM88 141V140H87ZM90 141V139H89ZM137 141V139H136ZM210 141V140H209ZM217 141V142H216ZM5 142V141H4ZM27 142V141H26ZM30 142V141H29ZM155 142V141H153ZM6 143V142H5ZM4 143V144H5ZM21 143V142H20ZM35 143V141H34ZM57 143V142H56ZM104 143V141H103ZM102 143V145H103ZM148 143V142H147ZM105 144V143H104ZM141 144V143H140ZM145 144V143H144ZM142 144V145H144ZM155 144V143H154ZM2 145V144H1ZM8 145V144H7ZM6 145V146H7ZM35 145V144H34ZM37 145V144H36ZM92 145V146H91ZM111 145V144H110ZM134 145V144H133ZM152 145V144H151ZM5 146V145H4ZM5 146V147H6ZM13 146V145H12ZM38 146V145H37ZM53 146V145H52ZM56 146V145H55ZM2 147V146H1ZM41 147V146H40ZM43 147V146H42ZM143 147V146H142ZM8 149V146L6 147ZM5 148V149H6ZM10 148V146H9ZM82 148V149H81ZM94 148V147H93ZM99 148V147H98ZM134 148V147H133ZM203 148V147H202ZM15 149V148H13ZM27 149V148H26ZM30 149V148H29ZM36 149V148H35ZM45 149V146H44ZM191 149V148H190ZM4 150V149H3ZM9 150V149H8ZM28 150V149H27ZM32 150V149H31ZM38 150V149H37ZM188 150V149H187ZM193 150V149H192ZM18 151V150H16ZM45 151V150H43ZM48 151V150H47ZM91 151V150H90ZM134 151V150H133ZM136 151V149H135ZM148 151V149H147ZM5 152V151H4ZM3 152V153H4ZM7 152V151H6ZM41 151H39L40 153ZM92 152V151H91ZM95 152V151H93ZM16 153V152H14ZM34 152V154H39ZM42 155L44 152H41ZM56 153V152H55ZM130 153V152H129ZM148 153V152H147ZM23 154V152H22ZM46 154V153H45ZM44 154V155H45ZM60 154V153H59ZM75 155L72 158L69 155ZM85 154V153H84ZM5 155V154H4ZM26 155V153H25ZM24 155V156H25ZM35 158H38L36 157ZM41 155V156H42ZM57 155V153H56ZM133 155V153H132ZM145 155V154H144ZM3 154H0V157H2ZM19 156V155H18ZM38 156V155H37ZM47 156V155H46ZM83 156V155H81ZM89 156V154H88ZM92 156V155H90ZM89 156V157H90ZM134 156V155H133ZM132 156V157H133ZM5 157V156H4ZM7 157V155H6ZM33 157V156H32ZM44 157V156H42ZM145 157V156H144ZM14 158V157H13ZM16 158V157H15ZM22 158V156H21ZM30 158V157H29ZM50 158V157H49ZM88 158V157H87ZM92 158V157H90ZM89 158V159H90ZM130 158V156H129ZM134 158V157H133ZM132 158V159H133ZM4 159V158H3ZM1 159V161L3 160ZM31 159V158H30ZM47 159V158H45ZM52 159V158H51ZM84 159V158H83ZM97 159V158H94ZM108 159V158H107ZM145 159V158H144ZM15 160V159H13ZM40 160V159H39ZM44 160V159H43ZM50 159H47L49 162ZM88 160V159H87ZM182 160V159H181ZM26 161V160H25ZM24 161V162H25ZM35 161V159H34ZM32 161V162H34ZM41 161V160H40ZM38 161V162H40ZM94 161V160H93ZM17 162V160H16ZM43 162V161H42ZM87 162V161H86ZM86 162H83L86 164ZM92 162V160H91ZM143 162V161H142ZM140 162V163H142ZM23 163V162H22ZM93 163V162H92ZM96 163V162H94ZM93 163V164H94ZM129 163V161L127 162ZM184 163V161H183ZM2 164V162H1ZM36 164V163H35ZM48 164V163H47ZM46 164V165H47ZM89 165V163H87ZM86 164V165H87ZM144 164V163H143ZM26 165V164H25ZM45 165V163L43 164ZM82 165V163H81ZM80 165V166H81ZM99 166V164H97ZM39 166V164H38ZM84 166V165H82ZM90 166V165H89ZM46 168V166H44ZM43 167V168H44ZM96 167V166H95ZM135 167V166H134ZM23 168V167H22ZM41 170L42 167L40 166ZM81 168V167H80ZM83 168V167H82ZM90 168V167H89ZM177 168V167H176ZM174 168V169H176ZM1 169V168H0ZM10 167H5L0 170V213L4 211V208H7V200L8 196L11 193L13 187L16 185L19 186V188L24 189V195L19 199V204L18 208L19 209V216L21 217L20 219L24 220L26 215L29 213V211L36 206V202H34L29 194H28V189L29 186L28 184L30 182L34 183L39 181L36 176V171L40 174L41 170L38 169L36 165H32L29 167H26L25 170H23V174L17 175L14 174L12 170H9ZM21 169V168H20ZM140 169V168H139ZM173 169V168H172ZM45 170V169H43ZM135 170V169H134ZM137 170V169H136ZM78 171V170H77ZM80 171V170H79ZM84 171V170H82ZM87 172V170H85ZM132 171V170H131ZM172 171V170H171ZM175 171V170H173ZM18 172V171H16ZM94 172V171H92ZM92 172H90L92 174ZM44 173V171H43ZM89 173V174H90ZM118 173V172H117ZM120 173V172H119ZM137 173V172H136ZM88 174V175H89ZM130 173H128L129 175ZM49 175V174H48ZM82 175V174H81ZM94 175V174H93ZM123 175V174H122ZM42 174H40V177ZM156 176V175H155ZM43 177V176H42ZM45 177V176H44ZM43 177V178H44ZM76 177V176H75ZM82 177V176H81ZM91 177V176H90ZM118 177V176H117ZM121 177V176H120ZM130 177V175H129ZM132 177V176H131ZM89 178V177H88ZM128 178V176H127ZM127 178H125L127 180ZM110 179V178H109ZM131 179V178H129ZM78 180V179H76ZM112 180V179H111ZM120 180V179H119ZM79 181V180H78ZM81 181V180H80ZM91 181V180H90ZM42 182V181H41ZM76 182V181H75ZM138 182V181H137ZM40 183V181H39ZM36 184L37 185H39ZM107 183V181H106ZM109 183V182H108ZM107 183V184H108ZM121 183V182H120ZM127 183V182H126ZM71 184V183H70ZM115 184L116 187V180L113 177V180L111 181L110 185L112 187ZM123 184V183H122ZM132 184V183H131ZM75 185V184H74ZM72 185V186H74ZM80 185V184H79ZM88 184H86L87 187ZM121 185V184H120ZM119 185V186H120ZM152 185V184H151ZM42 186V185H41ZM70 186V185H69ZM71 186V187H72ZM126 186V185H122ZM121 186V187H122ZM136 186V185H135ZM153 186V185H152ZM150 186V187H152ZM84 187V186H83ZM129 187V186H128ZM126 187L127 189L130 190V188ZM141 186H139L140 188ZM149 187V188H150ZM6 191H2V189H5ZM82 188V187H80ZM119 188V187H117ZM134 188V187H132ZM35 189V188H34ZM39 189V188H38ZM44 189V188H43ZM46 189V188H45ZM73 189V188H72ZM71 189V190H72ZM78 189V188H77ZM83 189V188H82ZM104 189V188H103ZM126 189V190H127ZM137 189V187L135 188ZM142 189V188H140ZM139 190V193L141 190ZM30 190V189H29ZM49 190V188H48ZM89 190V189H88ZM106 190V188L104 189ZM120 190V189H119ZM125 190V192H126ZM34 191V190H32ZM41 191V190H40ZM43 191V190H42ZM46 191V190H45ZM69 191V190H68ZM75 191V190H73ZM80 191V190H79ZM123 191V188H122ZM135 191V190H133ZM137 191V190H136ZM145 191V190H144ZM72 192V191H71ZM87 192V191H86ZM104 192V191H103ZM102 192V194H103ZM138 192V191H137ZM136 192V193H137ZM35 193V192H34ZM82 193V191L80 192ZM108 193V192H107ZM120 193H122L120 191ZM131 193V190H130ZM32 194V193H31ZM66 194V193H65ZM70 193H68L69 195ZM79 194V193H78ZM91 194V193H90ZM99 194V193H98ZM138 194V193H137ZM141 194V193H140ZM33 195V194H32ZM67 195V194H66ZM65 195V196H66ZM81 195V194H80ZM78 195V196H80ZM105 195V194H104ZM125 195V194H124ZM139 195V194H138ZM77 196V197H78ZM95 195H93L92 198H94ZM101 196V195H100ZM126 196V197H127ZM137 196V195H136ZM33 197V196H32ZM36 197V196H35ZM88 197V196H87ZM125 197V196H124ZM139 197V196H138ZM137 197V198H138ZM10 198V196H9ZM40 198V197H39ZM62 198V197H61ZM66 198V197H64ZM81 200V197H78ZM85 198V197H84ZM96 198V197H95ZM100 198V197H99ZM105 198V197H104ZM107 198V195H106ZM136 199L134 203H132V199ZM68 199V198H67ZM70 199V198H69ZM64 200V199H62ZM79 200V201H80ZM83 200V199H82ZM88 201H90V198H87ZM14 201V200H13ZM36 201V200H35ZM38 201V200H37ZM58 201V200H57ZM61 201V200H60ZM65 201V200H64ZM94 201V200H92ZM91 201V203H92ZM71 202V200H70ZM86 202V200H85ZM98 202V201H97ZM60 203V202H58ZM65 203V202H63ZM68 203V202H66ZM96 203V202H95ZM100 203V201H99ZM98 203V204H99ZM110 203V204H109ZM16 204V203H14ZM70 204V203H68ZM67 204V205H68ZM77 204V203H76ZM80 204V203H79ZM94 204V203H92ZM60 205V204H59ZM73 205V203H72ZM75 205V203H74ZM82 205V204H81ZM89 205V204H88ZM97 205V204H96ZM65 206V204H64ZM63 206V210H65V207ZM71 206V204H70ZM69 206V207H70ZM83 206V205H82ZM90 206V205H89ZM93 206V205H92ZM98 206V205H97ZM13 207V204H12ZM75 207V206H74ZM95 207V206H94ZM11 208V206H10ZM73 208V207H72ZM86 208V207H85ZM84 208V209H85ZM15 209V210H16ZM35 209V208H34ZM57 209V208H55ZM61 209V207H60ZM76 209V207H75ZM74 209V210H75ZM97 209V208H96ZM63 210H61V216L58 214L57 216L62 217ZM73 210V209H72ZM81 210V209H80ZM87 210V209H86ZM84 210V211H86ZM8 211H10L8 209ZM50 211V210H49ZM52 211V210H51ZM55 211V210H54ZM58 211V210H57ZM71 212V211H69ZM87 212V211H86ZM95 212V213H94ZM9 213V212H8ZM53 213V211L51 212ZM56 213V212H55ZM66 213V212H65ZM12 214V213H11ZM10 214V215H11ZM17 214V213H16ZM63 214V215H62ZM72 214V213H67ZM76 214V213H75ZM78 214V212H77ZM76 214V215H77ZM18 215V214H17ZM46 215V214H45ZM49 215V213L47 214ZM256 215V216H255ZM262 215V214H261ZM4 216V215H3ZM16 216V215H15ZM53 216V215H52ZM72 216V215H70ZM82 216V214H81ZM87 216V217H86ZM12 217V215H11ZM48 216H45L46 218ZM75 217V216H74ZM73 217V218H74ZM17 218V217H16ZM58 218V217H57ZM63 218V217H62ZM59 218L54 224L57 227H60L63 223V219ZM10 219V218H9ZM11 220V219H10ZM34 220V219H33ZM49 220V219H48ZM55 220V219H54ZM68 220V219H67ZM30 221V220H29ZM65 221V220H64ZM1 222V221H0ZM16 222V221H15ZM20 223V220L18 221ZM18 222L16 224H18ZM22 222V221H21ZM45 222V221H44ZM47 222V221H46ZM43 223V222H41ZM50 223V222H49ZM23 224V223H22ZM30 224V223H28ZM32 224V223H31ZM38 224V223H37ZM48 224V223H47ZM14 225V223H13ZM21 225V224H20ZM27 225V224H26ZM41 225V224H40ZM35 226V225H34ZM39 226V225H38ZM35 226V227H38ZM43 226V224H42ZM49 226V224H48ZM10 227V226H9ZM13 227V226H11ZM27 227V226H26ZM20 228V227H19ZM30 228V226H29ZM41 228V227H40ZM47 228V227H45ZM70 228V227H69ZM7 229V228H5ZM24 229V228H23ZM39 229V227H38ZM44 229V227H43ZM59 229V228H58ZM61 229V228H60ZM63 229V228H62ZM21 230V229H19ZM18 230V231H19ZM36 231V229H33V231ZM45 230V229H44ZM48 230V229H47ZM46 230V231H47ZM53 230V229H52ZM55 230V229H54ZM250 230L252 232L251 235H247V231ZM22 231V230H21ZM19 231V233L21 232ZM24 231V230H23ZM3 232V229H2ZM27 232V231H26ZM30 233V231H29ZM34 234V233H32ZM31 234V235H32ZM52 234V233H51ZM250 234V233H249ZM14 235V234H13ZM16 235V234H15ZM18 235V234H17ZM20 235V234H19ZM27 235V234H26ZM29 235V234H28ZM36 235V234H35ZM9 236V235H8ZM19 237V236H18ZM22 237V236H21ZM20 237V238H21ZM29 237V236H28ZM185 237V236H184ZM4 238V237H3ZM12 238V237H11ZM19 238V239H20ZM26 238V237H25ZM31 238V237H29ZM189 238V237H188ZM191 238V237H190ZM15 239V238H14ZM13 239V240H14ZM32 239V238H31ZM30 240V239H29ZM33 240V239H32ZM196 240V241H197ZM13 242L12 240H10ZM16 241V239L14 240ZM27 241V240H26ZM186 241V240H185ZM10 244H14L11 243ZM20 243V240L18 241ZM189 242V241H188ZM191 242V241H190ZM189 242V243H190ZM193 242V240H192ZM8 243V242H7ZM262 243V242H261ZM1 244V242H0ZM9 244V246H10ZM17 244V243H16ZM30 244V243H29ZM30 244V246H31ZM192 244V243H190ZM260 244V243H257ZM5 245V243H4ZM18 245V244H17ZM21 245V244H20ZM19 245V248L21 247ZM7 246V244H6ZM259 246V245H258ZM17 247V246H16ZM184 247V246H183ZM191 247V246H190ZM13 248V249H14ZM186 248V247H184ZM264 248V246H259L256 248V255H250L251 260L249 261L251 264H264V253L261 252V249ZM12 249V248H11ZM18 249V248H17ZM5 250V249H4ZM198 250V249H197ZM200 250V249H199ZM7 251V250H6ZM254 251V250H253ZM197 252V251H196ZM185 253V252H184ZM201 253V252H200ZM198 254V253H197ZM247 255V254H246ZM201 256V255H200ZM248 256V258L250 257ZM189 258V257H188ZM198 258V256H197ZM200 259V258H199ZM250 259V258H249ZM13 260H11L13 262ZM14 261V264H15ZM1 262V261H0ZM9 263V262H8ZM3 264V263H2ZM10 264V263H9ZM13 264V263H12ZM206 264V263H205Z\"/></svg>", "mask_w": 264, "mask_h": 264}]
</instances>
